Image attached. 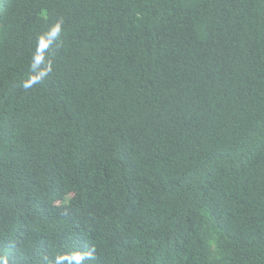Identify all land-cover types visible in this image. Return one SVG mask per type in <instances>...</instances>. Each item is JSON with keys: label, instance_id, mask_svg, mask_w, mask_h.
Returning a JSON list of instances; mask_svg holds the SVG:
<instances>
[{"label": "trees", "instance_id": "trees-1", "mask_svg": "<svg viewBox=\"0 0 264 264\" xmlns=\"http://www.w3.org/2000/svg\"><path fill=\"white\" fill-rule=\"evenodd\" d=\"M0 264H264V0H0Z\"/></svg>", "mask_w": 264, "mask_h": 264}]
</instances>
